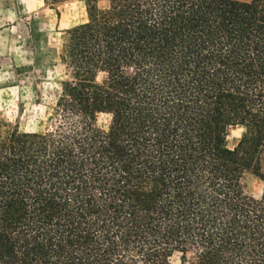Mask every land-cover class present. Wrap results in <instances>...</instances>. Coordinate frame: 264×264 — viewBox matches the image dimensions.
Masks as SVG:
<instances>
[{"label":"trees","instance_id":"1","mask_svg":"<svg viewBox=\"0 0 264 264\" xmlns=\"http://www.w3.org/2000/svg\"><path fill=\"white\" fill-rule=\"evenodd\" d=\"M103 1L48 123L0 119V264H264V0Z\"/></svg>","mask_w":264,"mask_h":264},{"label":"rangeland","instance_id":"2","mask_svg":"<svg viewBox=\"0 0 264 264\" xmlns=\"http://www.w3.org/2000/svg\"><path fill=\"white\" fill-rule=\"evenodd\" d=\"M98 6L105 1L98 0ZM85 0L46 6L42 0H0V119L19 129L35 131L47 123V111L59 83L67 76L60 62L64 30L86 20ZM243 127L229 129L235 145ZM243 191L254 197L262 184L251 173L242 178ZM180 264V253L171 256Z\"/></svg>","mask_w":264,"mask_h":264}]
</instances>
